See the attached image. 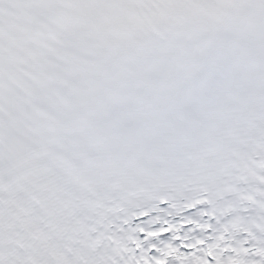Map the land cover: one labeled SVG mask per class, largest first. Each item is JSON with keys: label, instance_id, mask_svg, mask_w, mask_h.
<instances>
[{"label": "snow or ice", "instance_id": "6c2138e0", "mask_svg": "<svg viewBox=\"0 0 264 264\" xmlns=\"http://www.w3.org/2000/svg\"><path fill=\"white\" fill-rule=\"evenodd\" d=\"M0 264H264V0H0Z\"/></svg>", "mask_w": 264, "mask_h": 264}]
</instances>
